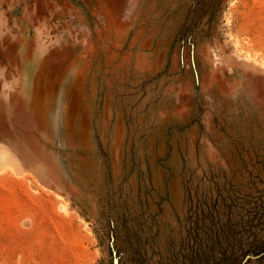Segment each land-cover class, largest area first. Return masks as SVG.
I'll return each mask as SVG.
<instances>
[{
    "label": "rangeland",
    "instance_id": "1",
    "mask_svg": "<svg viewBox=\"0 0 264 264\" xmlns=\"http://www.w3.org/2000/svg\"><path fill=\"white\" fill-rule=\"evenodd\" d=\"M0 264H264V0H0Z\"/></svg>",
    "mask_w": 264,
    "mask_h": 264
}]
</instances>
